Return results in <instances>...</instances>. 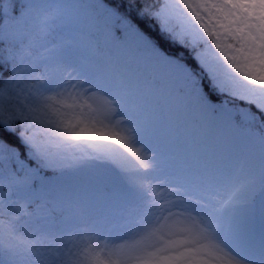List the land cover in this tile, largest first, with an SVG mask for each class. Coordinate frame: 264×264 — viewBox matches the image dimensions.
I'll return each instance as SVG.
<instances>
[{
    "label": "snow or ice",
    "instance_id": "1",
    "mask_svg": "<svg viewBox=\"0 0 264 264\" xmlns=\"http://www.w3.org/2000/svg\"><path fill=\"white\" fill-rule=\"evenodd\" d=\"M0 264H264V0H0Z\"/></svg>",
    "mask_w": 264,
    "mask_h": 264
},
{
    "label": "rangeland",
    "instance_id": "2",
    "mask_svg": "<svg viewBox=\"0 0 264 264\" xmlns=\"http://www.w3.org/2000/svg\"><path fill=\"white\" fill-rule=\"evenodd\" d=\"M45 2L61 3V4H73V3H76L77 0H45ZM67 33H68L67 39L82 41L80 26H78L75 22L69 21V29H68ZM87 52H88L87 47L83 44V42H81V46L77 50L76 54H87ZM161 150L166 152L167 151V145L162 143Z\"/></svg>",
    "mask_w": 264,
    "mask_h": 264
},
{
    "label": "trees",
    "instance_id": "3",
    "mask_svg": "<svg viewBox=\"0 0 264 264\" xmlns=\"http://www.w3.org/2000/svg\"><path fill=\"white\" fill-rule=\"evenodd\" d=\"M68 24H69V22H68ZM66 25L65 26V28H64V30H63V36L67 39L68 38V33H67V30H68V28H69V25Z\"/></svg>",
    "mask_w": 264,
    "mask_h": 264
}]
</instances>
